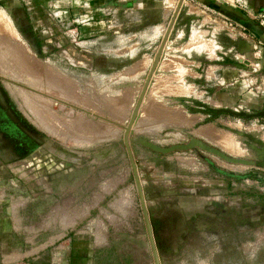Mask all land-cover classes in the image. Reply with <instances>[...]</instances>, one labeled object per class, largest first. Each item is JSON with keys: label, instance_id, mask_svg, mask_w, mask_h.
<instances>
[{"label": "rangeland", "instance_id": "rangeland-1", "mask_svg": "<svg viewBox=\"0 0 264 264\" xmlns=\"http://www.w3.org/2000/svg\"><path fill=\"white\" fill-rule=\"evenodd\" d=\"M4 2L0 19L10 35L0 28V264H155L123 140L135 105L124 103L123 125H111L120 135H98L81 65L66 59L64 45L52 54L30 45ZM263 84L235 75L232 93H219L216 103L201 94L181 99L186 105L171 101L169 125L153 126L145 110L134 126L130 145L162 264H264V119L246 116ZM76 121L88 133L73 134ZM193 137L247 162L147 144Z\"/></svg>", "mask_w": 264, "mask_h": 264}, {"label": "crops", "instance_id": "crops-1", "mask_svg": "<svg viewBox=\"0 0 264 264\" xmlns=\"http://www.w3.org/2000/svg\"><path fill=\"white\" fill-rule=\"evenodd\" d=\"M4 1L7 8L14 10L30 45L37 41L51 54L64 45L66 59L81 65V85L93 102L87 106L98 110L91 111V116L97 115L96 132L106 135L113 130L111 125H123L122 105L137 104L180 0ZM261 12L264 0H183L130 138L145 110L153 126L163 129L169 125L170 118L165 114L169 107L165 105L171 101L183 102L181 99L201 94L208 95L212 105L218 101L219 93H232L235 75L264 80ZM0 28L10 35L5 18L0 19ZM253 47L259 48V54ZM253 92L249 89L250 94ZM263 95L260 90L253 94L258 99L248 102L254 111L247 117L264 119V104L259 98ZM185 103L188 102L182 105ZM217 109L213 111L217 113ZM84 124L73 122V134L88 133ZM115 131L119 135L122 132ZM111 138L114 137L108 139Z\"/></svg>", "mask_w": 264, "mask_h": 264}, {"label": "water", "instance_id": "water-1", "mask_svg": "<svg viewBox=\"0 0 264 264\" xmlns=\"http://www.w3.org/2000/svg\"><path fill=\"white\" fill-rule=\"evenodd\" d=\"M183 0H180L179 1V4L177 6V9L174 13V16L171 20V23L165 33V36H164V39L162 41V44L160 45V48L155 56V59H154V63L152 65V68L150 70V73L146 79V82L144 84V87L140 93V96L138 98V101H137V104L135 105L134 107V110L132 112V115H131V118H130V121L128 122V124L125 126V133H124V137H123V140H124V143H125V146L127 148V151H128V154H129V157H130V161H131V165H132V170H133V173H134V178H135V182H136V186H137V190H138V194H139V198H140V202H141V206H142V211H143V215H144V220H145V225H146V230H147V235H148V238H149V242H150V246H151V249H152V253H153V256H154V262L155 264H162L161 263V258H160V253H159V249L157 247V243H156V240H155V235H154V226L152 224V221H151V217H150V212H149V209L147 207V201H146V197H145V193H144V190H143V184H142V181H141V178H140V174H139V170H138V165H137V162L135 160V156H134V153H133V150H132V147L130 145V134H131V131H132V127L138 117V114H139V109L141 107V104L143 102V99L145 97V94L147 92V89H148V86H149V83L151 81V78L155 72V69L159 63V60H160V57H161V54H162V51H163V48H164V45L167 41V38L170 34V31L173 27V24L175 22V19H176V16H177V13L181 7V4H182ZM247 116V114H246ZM147 144L153 148L154 150H157V151H160V152H163V153H170V152H174V151H178V150H189V149H194L196 147H200L212 154H215L229 162H233V163H246L247 160H244V159H241V158H236V157H232L230 155H228L227 153H225L223 150L217 148V147H214V146H211L209 145L208 143H206L204 140L200 139V138H196V137H193L191 140H189L188 142L186 143H175V144H172V145H168V146H162V145H159V144H156V143H153V142H147Z\"/></svg>", "mask_w": 264, "mask_h": 264}, {"label": "built area", "instance_id": "built-area-1", "mask_svg": "<svg viewBox=\"0 0 264 264\" xmlns=\"http://www.w3.org/2000/svg\"><path fill=\"white\" fill-rule=\"evenodd\" d=\"M260 16L261 19V24L264 25V12H261L260 14H258Z\"/></svg>", "mask_w": 264, "mask_h": 264}, {"label": "bare ground", "instance_id": "bare-ground-1", "mask_svg": "<svg viewBox=\"0 0 264 264\" xmlns=\"http://www.w3.org/2000/svg\"><path fill=\"white\" fill-rule=\"evenodd\" d=\"M35 98V97H34ZM30 99V98H29ZM35 99H37V98H35ZM40 102V101H39ZM43 102V101H42ZM33 103V102H32ZM44 105V104H43ZM46 116V115H45Z\"/></svg>", "mask_w": 264, "mask_h": 264}]
</instances>
